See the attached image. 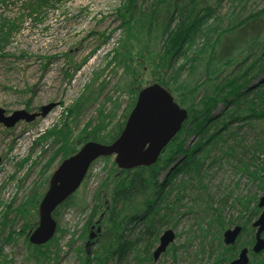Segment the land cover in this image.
<instances>
[{
  "label": "rangeland",
  "instance_id": "obj_1",
  "mask_svg": "<svg viewBox=\"0 0 264 264\" xmlns=\"http://www.w3.org/2000/svg\"><path fill=\"white\" fill-rule=\"evenodd\" d=\"M29 1L0 0V108L7 115H12L22 110L39 113L41 107L51 103L57 106L47 117H39L34 122L20 121L12 128L0 124V264H81L82 251L95 250L100 240L98 228L103 229L106 205L110 203L108 196L103 197L100 210L94 216L89 230L90 235H95L92 240L82 238L83 228L94 211L98 191L104 189L102 184L113 169L115 157L100 158L89 169L86 179L73 196L74 203L66 207L58 219L60 226L49 246L55 254L51 253L48 260L44 257L37 261L40 255L36 257L34 245L28 242L30 227L25 222L27 213L22 207L47 192L52 173L64 160L62 151L72 149L84 129L91 131L99 124L106 126L110 121L108 114L114 118L106 127V131L111 130L122 118L127 105L132 103L133 95L129 90L155 84L157 75L151 52L156 54L160 50L164 38L158 37V31L153 33L152 40L137 38L139 33L128 24L126 26L130 19L126 10L127 0H47L45 4L40 2L36 10L28 8ZM159 2L161 0H141L140 5L148 9L156 7ZM209 2L212 5L214 0ZM263 8L264 0H248L242 4L239 0H223L216 14L186 44L184 54L174 63L176 74L181 75V66L213 43L219 23L227 26L229 21L244 18ZM181 21L172 23L171 30L179 29ZM119 60L129 62L131 69L119 68ZM187 75L186 71L182 78ZM196 77L198 75L192 79ZM78 103L80 107L75 109ZM223 109L220 105L214 112L215 116ZM71 134L69 142L73 146L61 139V136L69 138ZM194 141V137L188 138L187 146H192ZM251 142L250 137L245 136L242 146L236 147L233 155L228 156L227 148L220 149L209 154V159L203 163L204 184L214 205L219 207L218 201L222 198L228 201L221 208L225 222L235 220L241 214V208L234 206L237 197L258 193L260 199L264 195L245 173L238 170L241 168L240 159L249 163ZM230 145H234V140L229 141ZM167 173L160 181H164ZM111 182L107 184V191L112 186ZM176 185L177 181L166 190H175ZM187 188L182 199L184 207L165 217L159 232V238L167 229L175 232L177 239L169 247L179 248L177 260L167 252L156 261H137L138 254L145 257V251L155 253L159 240L150 247L145 243L133 246L121 261L116 260L114 264H212L210 256L218 244V237L215 240L211 235L214 227L204 234L206 248L203 255L197 256L203 237L195 225L199 222L207 230L212 213L206 211L201 203L192 202L198 190L190 188H196V182L188 183ZM175 197L176 193L169 198L174 201ZM27 209L31 206L28 205ZM258 217L253 219V223ZM28 220L38 222V208L37 212L32 209ZM234 223L226 226L222 234L226 229L238 226ZM139 227L142 229H137L136 233L143 230ZM254 236L251 233L245 235L243 243ZM128 237L135 240L131 233ZM253 261L251 259V264Z\"/></svg>",
  "mask_w": 264,
  "mask_h": 264
},
{
  "label": "trees",
  "instance_id": "obj_2",
  "mask_svg": "<svg viewBox=\"0 0 264 264\" xmlns=\"http://www.w3.org/2000/svg\"><path fill=\"white\" fill-rule=\"evenodd\" d=\"M46 1L30 0L28 8L36 10L40 2L45 4ZM140 1L127 0L126 10L130 19L126 26L128 24V27L139 33L137 38L152 40L155 31L159 32V38H164L160 50L156 54L151 52L154 54L152 64L157 75L154 83L162 84L170 93H173L175 101L188 111L190 118L183 125L182 131L165 148L159 161L151 167L120 172L116 164H113L108 179L102 184L104 191H98L94 211L89 215L88 222L83 228L82 238L89 239L91 234L89 230L94 222V216L100 210L99 206L103 203V197L108 196L110 203L109 206L106 205L107 214L106 219L103 220L102 232L99 234L100 240L95 250L82 251L80 263L114 264L116 260L121 261L127 251L135 245L140 243H145V246L154 245L160 240L159 232L160 227H163L164 218L176 214L178 208L184 207L183 194L189 189L188 183L191 185L194 182H196V188L190 189L198 190V193L192 202L201 203L206 211L212 213V218L207 223V230L199 222L195 223L203 237L197 256L203 255L206 248L204 234L209 233V229L214 227L211 235L215 240L218 237V244L213 255L210 256L211 259L213 258L212 264H231L244 248L250 251V259L259 261V258H262L259 262H264V251L257 255L252 252L256 241L253 219L262 213L259 208L258 193L237 197L234 200V206L238 205L241 208V214L235 220L225 222L221 208L228 201L222 198L218 201L219 207H216L203 180L206 177L203 163L209 154L227 148L228 156L231 153L233 155L236 147L242 146L245 136H248L252 140L248 149L252 151L251 157L248 164L240 159L242 169L238 170L245 173L251 183L256 185L258 191L264 194V158L261 159L264 156V8L244 18L233 19L227 26H221L219 23L213 43L193 55L185 66H181L182 72L179 75L176 74L174 63L180 55L184 54L186 44L191 40L192 35L199 32L205 26L204 23L216 14L223 0H214L212 5L209 4V0H161L156 7L152 6L148 9H143ZM244 1L248 0H239V3L242 4ZM179 19H182L179 29L171 30L170 25ZM117 63L119 68L131 69L129 62L119 60ZM186 71L187 77L182 78ZM169 73L170 76H168ZM197 75L196 79H192ZM131 84L134 83L131 81ZM140 90V88L129 90L133 95L132 103L127 105L122 118L112 126L111 130L106 131V127L113 122L114 118L107 114L110 121L106 126L99 124L91 131L84 129V132L79 135L78 142L73 143L74 147L62 151L63 159L73 156L78 151V146L87 142L96 141L104 145L116 142L125 129ZM220 105L224 109L221 114L215 116L214 112ZM78 107L80 103L74 106L75 109ZM71 137L72 134L69 138L61 136V139L69 142ZM190 137H194L195 141L189 147L187 139ZM230 140H234V145L228 146ZM69 144L73 146L71 142ZM223 154L226 155L224 151ZM250 167H252L251 170L248 169ZM166 171L168 173L162 182L160 178ZM110 180H112V186L107 191ZM176 181L175 190L173 188L166 190ZM175 193V200L172 201L169 197ZM43 195L44 193L22 207L27 213L24 219L30 227L29 231L38 225V222H32L28 220V217L32 216V209L37 212ZM73 196L54 212L53 217L57 222L65 208L74 203ZM28 205L31 209H27ZM246 213H248L247 216ZM21 214L24 216V213ZM234 222L242 228V235L233 246H227L223 242V234L228 229L223 234L222 231L226 226L235 224ZM96 225L99 227V224ZM59 226L58 224V229ZM139 226L143 227V230L136 233ZM128 233H131L135 240L131 241L129 237L127 238ZM249 233L255 236L243 243L244 236ZM51 242L40 247L34 246V254L36 257L40 255L37 261H41L44 257L48 260L51 253L55 254L49 247ZM178 250L179 248L172 245L167 252L172 253L173 259L177 260ZM145 252L143 254L145 257L137 255V261L144 263L154 260V253ZM54 258L55 256L51 260L53 261ZM255 261L252 264H256Z\"/></svg>",
  "mask_w": 264,
  "mask_h": 264
},
{
  "label": "water",
  "instance_id": "obj_3",
  "mask_svg": "<svg viewBox=\"0 0 264 264\" xmlns=\"http://www.w3.org/2000/svg\"><path fill=\"white\" fill-rule=\"evenodd\" d=\"M138 94L135 108L115 143L104 145L96 141L88 142L74 156L64 159L52 173L49 188L38 207V226L29 235L32 245L44 246L55 237L58 224L53 218L54 212L81 187L97 159L115 156L114 162L121 171L151 167L159 161L165 148L182 131L184 123L190 118L188 111L177 104L173 93L160 83L148 85ZM56 106L57 104L51 103L41 107L39 113L22 110L12 115H7L0 108V124L12 128L20 121L34 122L39 117H47ZM259 200V208L263 212L253 224V228H256L254 255L264 251V195ZM101 230L99 227L98 233ZM241 232L240 226L226 231L223 234L226 245L233 246ZM94 237L95 235H91L90 240ZM160 238V244L153 255L155 261L167 253L168 247L177 239L171 229L166 230ZM248 253L249 250L244 248L231 264H250Z\"/></svg>",
  "mask_w": 264,
  "mask_h": 264
},
{
  "label": "flooded vegetation",
  "instance_id": "obj_4",
  "mask_svg": "<svg viewBox=\"0 0 264 264\" xmlns=\"http://www.w3.org/2000/svg\"><path fill=\"white\" fill-rule=\"evenodd\" d=\"M95 228V226L94 227H92V230Z\"/></svg>",
  "mask_w": 264,
  "mask_h": 264
}]
</instances>
